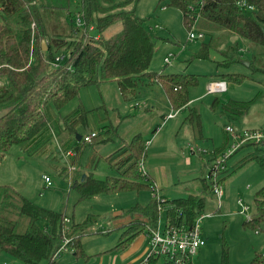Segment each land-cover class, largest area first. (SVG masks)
<instances>
[{"label": "trees", "instance_id": "16d2710c", "mask_svg": "<svg viewBox=\"0 0 264 264\" xmlns=\"http://www.w3.org/2000/svg\"><path fill=\"white\" fill-rule=\"evenodd\" d=\"M107 1L0 0V111L9 109L0 120V163L11 146L19 145V149L28 154L44 156L51 153L59 161L71 150L73 156L70 165L73 166L85 145L110 141L112 131H107L106 126L100 127L104 130L102 133L88 128L89 114L93 110H87L81 103L68 115H54V111H59L78 97L82 89L105 83H115L123 100L134 97L140 85L160 86L171 110L178 111L177 114L184 112L183 122L191 127L197 138L202 137L199 110L189 103V90L197 85V75L149 70L154 43L144 28V21L133 12H111V8L105 6ZM164 1L181 12L188 29L202 19L253 47L261 48L264 53V0ZM73 3L77 11L71 13L69 8ZM59 9L65 10V18L71 23L74 35L66 38L50 35L46 17ZM77 13L81 14V26L74 22ZM116 21H120L121 30L112 37H103L102 32ZM42 40L46 44L45 51L42 50ZM209 48L210 42L202 43L192 57L207 59ZM60 49L59 56L62 58L56 67H52L50 63L56 57L53 50ZM230 49L236 56H227L218 61L217 67L228 68L231 64L242 62L240 46L235 43ZM255 61V56L248 61L251 74L264 75V66ZM215 76L210 80L240 83L249 78L240 73H219ZM252 103L253 100L214 97L210 108L218 110L219 115L230 122L245 116ZM227 126L241 131L225 125L222 130L224 142L220 148L214 149L215 155L223 154L231 144V137L225 130ZM78 128L84 129L83 134L77 133ZM86 130L88 133L96 132L89 143L83 141L88 134ZM77 134L81 135L79 142L75 140ZM246 146H250L252 152L238 167L256 162L264 171V141L243 145L232 155ZM56 149L58 152H55ZM145 159L146 141L137 133L105 159L119 171L118 176H107L103 180L84 176L81 181H69V187L78 193V203L100 194L151 193L147 205L136 203L110 217L122 219L119 227L122 231L113 249L128 246L140 234L149 235L159 221L158 189L146 168L145 172L139 170V163L145 165ZM64 169L59 168L60 175ZM199 182V194L161 202L165 209L164 225L189 229L202 216L207 197L213 195L212 182L206 176L201 177ZM218 183L223 184L224 178ZM7 188L0 186V252L25 264H39L41 261L60 264L57 257L64 246L70 249L71 254L86 257L80 238L94 226L91 215L82 222H76L63 212L42 208L20 195L14 197ZM14 201H17V207ZM252 203L250 218L243 225L257 230L264 220V185L255 192ZM12 207L28 219L27 230L23 233H18L16 224L2 216V212ZM162 261L157 256L145 255L139 264H162ZM221 264H228L225 253ZM248 264H264V257L255 253Z\"/></svg>", "mask_w": 264, "mask_h": 264}, {"label": "rangeland", "instance_id": "374dc122", "mask_svg": "<svg viewBox=\"0 0 264 264\" xmlns=\"http://www.w3.org/2000/svg\"><path fill=\"white\" fill-rule=\"evenodd\" d=\"M105 6L114 13L133 12L144 21V28L154 43L149 70L197 75V85L189 90V103L199 110L202 137L197 138L191 127L183 122L184 112L177 114L178 111L171 110L160 86L140 85L134 97L123 100L115 83L100 84L97 86L100 93L95 87L82 89L78 97L59 111H54V115H68L80 103L86 107L92 106L88 128L102 133L104 130L100 127L106 126L107 131H112L110 141L85 145L71 168L72 157L59 161L55 160L54 154L37 156L21 151L19 145H13L5 152L0 163V186L8 187L7 191L14 197L20 195L42 208L63 212L76 222L84 221L88 215L93 217L94 226L80 238L86 257H77L64 246L57 257L60 264H139L147 253V236L140 234L128 246L113 249L122 231L119 228L122 219L110 217L136 203L147 205L151 193L100 194L78 203V193L69 187V181H81L84 176L98 180L118 176V172L104 158L123 141L129 142L133 135L140 133L146 141L145 168L156 186L160 187L161 198L167 200L199 194V179L211 171L216 181L224 178V183L219 184L223 189L222 198L218 201L214 195H209L199 219L204 246L197 251L193 264H221L223 253L228 264H248L255 253L264 257V220L257 230L243 225L252 213L255 192L264 185V171L256 162L238 167L252 152L250 146L225 159L223 154H214V149L220 148L224 142L222 130L225 125L239 130L264 131V75L251 74L247 67L251 56L256 57V64L264 66L263 50L202 19L194 22L192 30L203 33L204 37L188 40L189 29L183 23L181 12L168 6L164 0H109ZM69 11H77L74 3ZM65 15V10L59 9L46 17L51 36L66 38L74 35ZM120 30L121 23L116 21L102 32V36L112 37ZM206 42H210L208 58H193L200 45ZM235 43L241 48L239 54L242 62L231 64L228 68L217 67L218 61L227 56H236L230 49ZM61 50H53V54L57 57ZM166 57H169L167 64L164 62ZM219 73L246 74L249 78L240 83L227 82V89L223 93L207 94V81ZM214 97L253 100V103L245 116L228 122L219 115L218 110H211L210 103ZM99 117L100 121H97ZM77 131L83 134L84 129L78 128ZM219 161L218 170H214ZM59 168H65L61 175ZM44 175L51 181L49 186L43 179ZM13 204L18 206L17 201ZM15 207L2 212V216L16 224L18 233H23L27 230L28 219L20 215ZM243 207H248L244 213L241 212ZM164 222L165 209L162 208L159 211L161 227ZM40 224L44 225L43 222ZM0 264L25 263L0 252ZM39 264L46 263L41 261Z\"/></svg>", "mask_w": 264, "mask_h": 264}, {"label": "built area", "instance_id": "2783aa9c", "mask_svg": "<svg viewBox=\"0 0 264 264\" xmlns=\"http://www.w3.org/2000/svg\"><path fill=\"white\" fill-rule=\"evenodd\" d=\"M74 22L81 26L83 21L81 19V14H75ZM204 37V34L201 32H194L192 28L188 30V40L192 41L194 39H201ZM61 56L55 57L54 61L50 64L52 67H56L58 61L61 59ZM164 62L169 63V57L164 59ZM227 89V82L223 80H208L205 85V91L207 94H220L225 92ZM172 117V115H168ZM226 132H228L231 137L230 146L224 151L223 158L230 157L238 148L246 145L248 143L259 144L264 141V131L258 130H234L232 127H225ZM96 132H91L86 134L83 137L85 143H89L93 137H95ZM73 151L68 150L65 153L64 160L67 157H72ZM221 161L217 162L214 166V170L218 169ZM72 166L70 165V168ZM139 170L145 172V167L142 162L139 163ZM207 178L212 182V194L217 198L218 201L223 196V189L220 187L218 181L215 180V174L213 171L206 175ZM43 179L47 186L51 184L49 177L43 176ZM158 202V210L160 211L163 207L161 202L163 201L158 196L156 197ZM239 205H241L240 201ZM248 210V207L242 208V213ZM248 215H246L247 217ZM201 218V217H200ZM199 218V219H200ZM250 216L247 217V220ZM199 219L195 220L193 226L189 229L182 227H167L164 225L160 226L158 221L156 228L147 235V256H157L161 258L162 264L167 262H172L174 264H193V258L196 255L197 251L204 246V241L201 238ZM66 242V241H65Z\"/></svg>", "mask_w": 264, "mask_h": 264}, {"label": "crops", "instance_id": "0c3cea01", "mask_svg": "<svg viewBox=\"0 0 264 264\" xmlns=\"http://www.w3.org/2000/svg\"><path fill=\"white\" fill-rule=\"evenodd\" d=\"M96 89H97V92H99L100 93V90H99V87H95ZM99 97H100V95H99ZM101 98V97H100ZM87 110H91L93 107L92 106H90V107H86V106H84ZM98 107H102V105L101 106H98ZM90 115V114H89ZM100 119V117L99 118H97L96 120L98 121ZM168 120H171V119H168ZM101 127H105V126H101ZM91 130V129H90ZM92 131H94V130H92ZM85 133H86V131H85ZM124 142V141H123ZM126 143V142H125ZM122 146V144H120L119 145V147L118 148H116L112 153H110L108 156H106L105 158H104V160L107 158V157H109V156H111V155H113L116 151H117V149H119L120 147ZM104 147V145H102V148ZM55 152H56V150H55ZM48 154H51V153H48ZM118 154V153H117ZM53 155V154H52ZM114 158H117V156H115ZM117 159H115V161H116ZM62 161H63V159H62ZM106 161V160H105ZM107 162V161H106ZM108 163V162H107ZM109 164V163H108ZM109 166H111V164H109ZM112 167V166H111ZM144 167H145V165H144ZM115 169V168H114ZM146 170H147V168H146ZM117 171V170H116ZM117 172H119V171H117ZM147 172L150 174V172L147 170ZM119 174V173H118ZM151 175V174H150ZM154 182H155V180H154ZM155 185H156V183H155ZM157 187V189H160V187L159 186H156ZM158 196L161 198L162 196H160V194H159V191H158ZM162 200H165L164 198H161Z\"/></svg>", "mask_w": 264, "mask_h": 264}, {"label": "water", "instance_id": "95a60500", "mask_svg": "<svg viewBox=\"0 0 264 264\" xmlns=\"http://www.w3.org/2000/svg\"><path fill=\"white\" fill-rule=\"evenodd\" d=\"M41 46H42V50L45 51V50H46V44H45V41H44V40L41 41ZM247 65H248V64H247ZM8 112H9V109H4V110L0 111V120H1L5 115H7ZM235 129H236V128H235ZM86 133H88V130H86ZM80 139H81V135L77 134V135L75 136V140H76L77 142H79ZM75 150H77V148H75ZM56 152H58V149H56ZM60 157H61V155L59 154V155H58V158H60ZM82 179H83V177H82ZM82 179H81V180H82Z\"/></svg>", "mask_w": 264, "mask_h": 264}]
</instances>
